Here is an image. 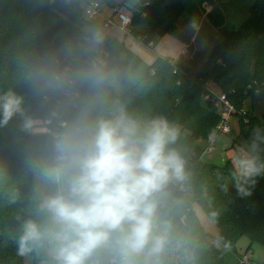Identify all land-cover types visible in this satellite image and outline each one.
I'll return each mask as SVG.
<instances>
[{
	"label": "trees",
	"instance_id": "obj_1",
	"mask_svg": "<svg viewBox=\"0 0 264 264\" xmlns=\"http://www.w3.org/2000/svg\"><path fill=\"white\" fill-rule=\"evenodd\" d=\"M90 1L0 0V95L15 92L23 97L27 116L46 119L52 112L70 110L77 101L36 91L34 68L44 62L82 65L96 56L105 58L118 69L123 87L121 93H111V100L136 117L163 116L180 130L175 147L186 160L188 180L173 189L177 203L172 216L183 244L178 264H250L242 261L236 245L244 236L250 240L248 251L254 242L264 245V175L256 178L251 195H239L231 160L222 165L201 160L199 140L207 139L220 122L213 96L204 99L206 85L213 82L238 112L245 110V115L236 114L245 150L255 140L264 160V0H255L249 17L211 50L196 73L160 56L147 63L110 36L86 43L87 33L77 24ZM192 3L139 0L146 16L133 13L131 34L148 46L157 34L170 32ZM144 25L146 31L138 29ZM248 98L252 102L246 109ZM22 123L17 114L0 126V264H26L28 256L34 264L38 260L36 253L19 255L16 238L34 208V179L27 161L46 134L23 130ZM196 205L218 225L219 238L203 228Z\"/></svg>",
	"mask_w": 264,
	"mask_h": 264
},
{
	"label": "clouds",
	"instance_id": "obj_2",
	"mask_svg": "<svg viewBox=\"0 0 264 264\" xmlns=\"http://www.w3.org/2000/svg\"><path fill=\"white\" fill-rule=\"evenodd\" d=\"M32 81L42 94L77 102L53 115L27 161L34 208L20 224L18 254L42 255L40 264H178L173 189L188 180L175 147L178 126L163 116L136 117L111 100L121 77L99 56L82 65L41 63ZM23 105L11 90L0 95V126L19 114L22 129L32 130ZM231 166L238 194L251 195L264 175L255 140Z\"/></svg>",
	"mask_w": 264,
	"mask_h": 264
},
{
	"label": "rangeland",
	"instance_id": "obj_3",
	"mask_svg": "<svg viewBox=\"0 0 264 264\" xmlns=\"http://www.w3.org/2000/svg\"><path fill=\"white\" fill-rule=\"evenodd\" d=\"M101 5L102 14L104 17H113L114 21L120 24L119 14L126 16H133V13L142 11L139 0H96ZM255 0H193L191 6L183 12L181 16L174 23L173 29L166 33L175 36H183L187 40L188 47L183 53L185 58L190 53L192 57H187L189 60L183 66L189 73H196L202 65L206 62L211 50L222 43L233 30L238 29L241 24L249 17V10L254 4ZM115 9H119L115 13ZM102 18H97L96 22L89 21L85 15L77 24L83 31L90 35L98 26H101ZM98 23V24H97ZM121 25V24H120ZM147 25L140 26L138 29L146 31ZM132 28V26H130ZM108 35L111 38L117 39L130 48L135 54L140 56L145 62L152 63L158 57L155 53L154 46H156L154 39L162 38L163 36L156 35L147 46L139 38L132 34L124 33L119 26L114 25L110 28ZM154 42L152 46L151 43ZM169 60V59H168ZM172 62V60H170ZM175 63V62H173ZM177 64V63H176ZM208 94L204 99H210L215 95L224 94L219 86L210 82L206 85ZM123 87L120 84L117 93H121ZM213 100V99H212ZM217 108V113L220 115L221 108L217 107L215 100H213ZM251 99H247L244 103L246 109L251 107ZM45 119H33V131L37 133L48 128L44 124ZM220 123V122H219ZM232 132L229 135H219L215 141V150L211 154H206L203 150L201 153V160L207 163H215L222 165L228 160H232L235 155L240 154L241 150H245V141L241 137V124L239 117L234 115L230 120ZM215 131V130H214ZM213 131V132H214ZM212 134V133H211ZM210 134V135H211ZM209 135V136H210ZM208 136V137H209ZM207 139H200L199 144L203 149L207 147ZM199 220L210 235V237L217 239L220 237V230L218 225L202 210L198 205L195 207ZM250 240L247 237H242L236 249L238 254L243 258V262L250 264L264 263V245L259 242H254L252 248L248 251ZM37 264H40L42 255H37ZM34 257L28 256L26 264H34ZM241 262V261H240ZM237 264V263H234Z\"/></svg>",
	"mask_w": 264,
	"mask_h": 264
},
{
	"label": "built area",
	"instance_id": "obj_4",
	"mask_svg": "<svg viewBox=\"0 0 264 264\" xmlns=\"http://www.w3.org/2000/svg\"><path fill=\"white\" fill-rule=\"evenodd\" d=\"M150 1H148L145 5H149ZM119 9H115V13L118 12ZM142 17L146 16V12L139 11L138 12ZM84 15L85 17L91 21V22H96L97 18H102L103 22L101 26H98V28H96V30L91 33L90 35H86L85 37V42L86 43H91L93 40V37L98 38L99 42H103L108 35V32L110 30V28L114 25L119 26V28L127 34H131V28L130 26H132V20L133 17L132 16H126L124 14H119V20H120V24L116 23L113 19V17L111 18H107L104 17L102 14V10H101V5L98 1L96 0H92L89 3L84 5ZM151 45H154V42L151 43ZM102 59L106 60L105 58L101 57ZM67 97V96H66ZM214 100L217 104V107L221 108V113H220V123L218 124V126L216 127L215 131L208 137L207 140V147H205L204 152L207 154H211L213 153V151L215 150V141L216 138L219 135H229L232 132V127L230 124V120L232 118V116L236 115V114H240V115H245L246 112L245 110H241L238 112V110L235 108V106L229 101V99L227 98V96L225 94L222 95H215ZM56 112H52V114L45 119L44 124L47 126L48 124H50L51 119L53 117V115Z\"/></svg>",
	"mask_w": 264,
	"mask_h": 264
},
{
	"label": "crops",
	"instance_id": "obj_5",
	"mask_svg": "<svg viewBox=\"0 0 264 264\" xmlns=\"http://www.w3.org/2000/svg\"><path fill=\"white\" fill-rule=\"evenodd\" d=\"M154 41L156 44V46H154V51L157 56L172 60V62L181 65L188 62L189 59L187 57H192L190 53L187 54L186 58L183 54L188 47L187 40H185L183 36L167 34L162 38L154 39ZM37 133L46 134V130L37 131Z\"/></svg>",
	"mask_w": 264,
	"mask_h": 264
}]
</instances>
